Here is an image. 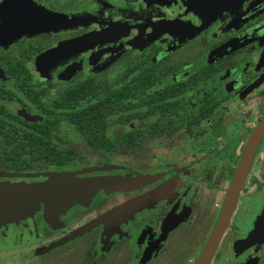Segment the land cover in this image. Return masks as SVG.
<instances>
[{"label":"flooded vegetation","instance_id":"flooded-vegetation-1","mask_svg":"<svg viewBox=\"0 0 264 264\" xmlns=\"http://www.w3.org/2000/svg\"><path fill=\"white\" fill-rule=\"evenodd\" d=\"M82 110L100 111L87 136L72 120ZM229 110L238 124L220 131ZM262 120L264 0H0V182H42L49 172L148 178L96 191L58 228L42 207L1 225L3 238L38 223L29 255L39 264H195ZM208 139L200 155L153 161L152 144L169 151ZM263 148L264 127L205 264H264Z\"/></svg>","mask_w":264,"mask_h":264},{"label":"water","instance_id":"water-1","mask_svg":"<svg viewBox=\"0 0 264 264\" xmlns=\"http://www.w3.org/2000/svg\"><path fill=\"white\" fill-rule=\"evenodd\" d=\"M264 127L262 120L255 128L248 148L242 160L239 172L236 175L234 183L230 188L228 198L225 203L223 213L220 217L219 224L215 229L210 240V244L204 249L197 264H205L206 259L210 255L226 219L232 209L237 190L240 187L243 178L244 169L249 161L250 152L257 135ZM86 168L83 171H89ZM78 171L77 173H83ZM25 176V174H23ZM46 179L42 182H0V226L7 223H15L26 217H31L37 211L41 210L42 218L51 228H58L59 217L65 213L72 205H86L91 196L98 190L112 191L125 190L134 187L141 182L147 181V176L136 175L128 176H90L75 177L70 172H49L45 173ZM138 198L133 201V205L139 203ZM103 218L92 220L78 228H76L69 236L60 238L52 242L46 249L57 247L68 240L81 235L91 229Z\"/></svg>","mask_w":264,"mask_h":264},{"label":"rangeland","instance_id":"rangeland-1","mask_svg":"<svg viewBox=\"0 0 264 264\" xmlns=\"http://www.w3.org/2000/svg\"><path fill=\"white\" fill-rule=\"evenodd\" d=\"M117 119L116 115L109 117V127L115 126V120ZM237 112L234 110H229L223 115L222 120L220 121V125L218 129L221 131L222 129L226 128V130H230L236 128L237 126ZM71 133V128L65 127L63 128L62 135L69 136ZM208 135L214 136L215 134H205L204 137H208ZM216 136V135H215ZM202 141H205L204 139ZM201 143L200 142H192L189 143L186 140L183 141L181 145H178L176 148L165 151L162 149L161 145L152 144L154 149L157 151V154L153 157V161L157 162L163 160H174L180 159L181 155H186L193 150L197 153V155L202 154L205 148L210 145L213 146V143L209 142ZM235 144V143H234ZM264 149V148H263ZM152 156V153H149ZM158 158V159H157ZM187 161L189 158H186ZM243 160V159H242ZM222 162H218L217 167L221 165ZM230 191V190H229ZM227 192V195L229 194ZM212 194H209L211 197ZM218 198V197H217ZM217 198H212L211 203L215 204L220 201L216 200ZM220 203V202H219ZM249 207V206H248ZM210 216L209 214L198 215L196 220H200L201 224H204V220L208 219ZM77 220L74 218L70 219L71 225L76 224ZM201 233V230L198 231V235ZM41 233L39 231V225L37 222H26L22 226L13 227L8 233L4 235V237L0 238V264H39V260L37 257H31L29 253L31 249H34L39 244V237ZM201 244L198 246L200 247ZM207 247V245H206ZM205 247V248H206ZM198 261V260H197ZM197 264V262L195 263Z\"/></svg>","mask_w":264,"mask_h":264},{"label":"trees","instance_id":"trees-1","mask_svg":"<svg viewBox=\"0 0 264 264\" xmlns=\"http://www.w3.org/2000/svg\"><path fill=\"white\" fill-rule=\"evenodd\" d=\"M80 116L76 117V113L73 114L72 120L79 121V128L82 130L84 135H89V130L92 128L91 121L93 120H99L101 117H98L97 114L100 113V111L93 112L91 110L86 111H79ZM18 169H22L21 165H18Z\"/></svg>","mask_w":264,"mask_h":264}]
</instances>
